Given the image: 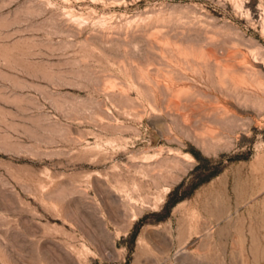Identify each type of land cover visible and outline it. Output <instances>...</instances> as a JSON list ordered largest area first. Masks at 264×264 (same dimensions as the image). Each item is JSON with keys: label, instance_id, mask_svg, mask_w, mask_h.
<instances>
[{"label": "rangeland", "instance_id": "1", "mask_svg": "<svg viewBox=\"0 0 264 264\" xmlns=\"http://www.w3.org/2000/svg\"><path fill=\"white\" fill-rule=\"evenodd\" d=\"M0 264H264V0H0Z\"/></svg>", "mask_w": 264, "mask_h": 264}, {"label": "bare ground", "instance_id": "2", "mask_svg": "<svg viewBox=\"0 0 264 264\" xmlns=\"http://www.w3.org/2000/svg\"><path fill=\"white\" fill-rule=\"evenodd\" d=\"M227 66V65H226ZM226 67H223V69H224V71H223V73L225 74L226 73V70H228V69H225ZM219 70V69H218ZM230 70V69H229ZM229 72V71H228ZM253 73V72H252ZM230 74V73H229ZM255 74V73H254ZM238 80V79H237ZM180 93H182V92H180Z\"/></svg>", "mask_w": 264, "mask_h": 264}]
</instances>
